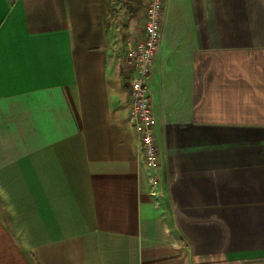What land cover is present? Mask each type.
<instances>
[{
  "label": "crops",
  "instance_id": "crops-1",
  "mask_svg": "<svg viewBox=\"0 0 264 264\" xmlns=\"http://www.w3.org/2000/svg\"><path fill=\"white\" fill-rule=\"evenodd\" d=\"M111 6L0 0L1 223L30 264H264V0L166 1L151 174Z\"/></svg>",
  "mask_w": 264,
  "mask_h": 264
},
{
  "label": "built area",
  "instance_id": "built-area-1",
  "mask_svg": "<svg viewBox=\"0 0 264 264\" xmlns=\"http://www.w3.org/2000/svg\"><path fill=\"white\" fill-rule=\"evenodd\" d=\"M167 0H146L144 34L142 40L129 52L130 70L126 78L129 88V115L140 134L141 156L149 174L158 167L159 150L155 137V116L149 80L156 56L160 50L162 28ZM152 196L161 203L160 192L152 178Z\"/></svg>",
  "mask_w": 264,
  "mask_h": 264
},
{
  "label": "rangeland",
  "instance_id": "rangeland-1",
  "mask_svg": "<svg viewBox=\"0 0 264 264\" xmlns=\"http://www.w3.org/2000/svg\"><path fill=\"white\" fill-rule=\"evenodd\" d=\"M145 4L146 0H112L110 9L111 22L119 29V33L115 34L116 43H114V47L120 52L121 61L126 67L123 74L125 84V77H127L128 71L131 68L128 63L129 52L143 38ZM115 30L117 29L115 28ZM117 44L118 46L116 47ZM126 88L129 90L127 84Z\"/></svg>",
  "mask_w": 264,
  "mask_h": 264
},
{
  "label": "trees",
  "instance_id": "trees-1",
  "mask_svg": "<svg viewBox=\"0 0 264 264\" xmlns=\"http://www.w3.org/2000/svg\"><path fill=\"white\" fill-rule=\"evenodd\" d=\"M0 264H30L0 221Z\"/></svg>",
  "mask_w": 264,
  "mask_h": 264
}]
</instances>
